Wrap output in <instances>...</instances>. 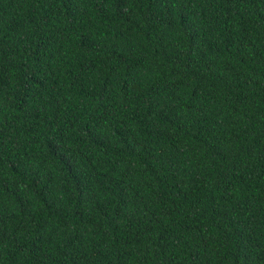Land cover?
Instances as JSON below:
<instances>
[{
	"label": "trees",
	"instance_id": "16d2710c",
	"mask_svg": "<svg viewBox=\"0 0 264 264\" xmlns=\"http://www.w3.org/2000/svg\"><path fill=\"white\" fill-rule=\"evenodd\" d=\"M0 264H264V0H0Z\"/></svg>",
	"mask_w": 264,
	"mask_h": 264
}]
</instances>
